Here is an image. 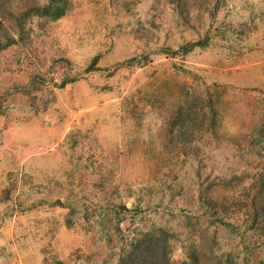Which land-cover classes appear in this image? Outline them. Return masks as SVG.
I'll use <instances>...</instances> for the list:
<instances>
[{"label":"rangeland","instance_id":"1","mask_svg":"<svg viewBox=\"0 0 264 264\" xmlns=\"http://www.w3.org/2000/svg\"><path fill=\"white\" fill-rule=\"evenodd\" d=\"M0 264H264V0H0Z\"/></svg>","mask_w":264,"mask_h":264},{"label":"trees","instance_id":"2","mask_svg":"<svg viewBox=\"0 0 264 264\" xmlns=\"http://www.w3.org/2000/svg\"><path fill=\"white\" fill-rule=\"evenodd\" d=\"M52 2H56V0H52ZM63 15V11L61 10V9H59L56 13H55V16L56 17H60V16H62ZM54 16V17H55ZM197 45H203L202 43L201 44H199V43H197ZM190 48H192V45H189V46H187L186 48H181L180 50L181 51H185V52H187V50L188 49H190ZM71 82H73V79H71V78H65L62 82H61V86H64V85H66V84H68V83H71Z\"/></svg>","mask_w":264,"mask_h":264},{"label":"water","instance_id":"3","mask_svg":"<svg viewBox=\"0 0 264 264\" xmlns=\"http://www.w3.org/2000/svg\"><path fill=\"white\" fill-rule=\"evenodd\" d=\"M64 68L66 69V67H65V66L63 67V69H64ZM65 69H64V70H65Z\"/></svg>","mask_w":264,"mask_h":264}]
</instances>
